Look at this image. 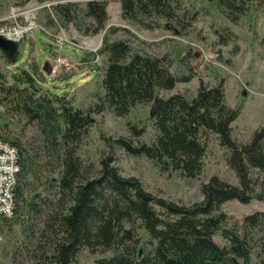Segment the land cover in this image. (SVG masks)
<instances>
[{"label": "trees", "instance_id": "trees-1", "mask_svg": "<svg viewBox=\"0 0 264 264\" xmlns=\"http://www.w3.org/2000/svg\"><path fill=\"white\" fill-rule=\"evenodd\" d=\"M34 1L50 2V11L61 24L72 23L85 35L100 32L108 19L107 0ZM209 1L234 24L251 10L264 14V0ZM193 14L180 0H120L121 19L138 28L163 23L183 31ZM114 30L104 34L96 53L79 55L80 64L87 63L93 75H99L103 89L93 106H79L66 92H58L33 63L28 68L15 65L10 76L0 71V105L38 129L37 144L30 148L0 134L18 153L10 217H19L21 223L33 217L36 221V229L30 231L36 233L30 264H78L82 249L109 252L89 264H250L255 234L264 232V211L253 210L240 223L228 225L221 206L231 199L264 202V123L246 138L239 136L232 126L239 108L227 104L223 77L210 86L199 81L192 95L177 91L181 78L170 69V51L136 44L124 27V36L109 38ZM96 54L101 56L100 67ZM18 56L19 50L0 51L5 64H15ZM168 90L175 91L166 94ZM140 103H150L152 139L142 140L144 126L127 123L129 136L104 137L109 153L117 147L192 180L202 173L210 142H215L223 148L236 183L212 174L200 185L199 201L179 203L153 195L134 176L121 175L107 151L96 167L79 155L95 122L94 112L107 108L121 117ZM43 167L57 176L42 179L38 169ZM31 175L45 184L46 192L30 188Z\"/></svg>", "mask_w": 264, "mask_h": 264}, {"label": "rangeland", "instance_id": "rangeland-1", "mask_svg": "<svg viewBox=\"0 0 264 264\" xmlns=\"http://www.w3.org/2000/svg\"><path fill=\"white\" fill-rule=\"evenodd\" d=\"M180 3L190 15L194 13L190 25L183 31L176 25L163 23L148 29L134 27L121 19L120 0H107L105 27L97 34L85 35L72 23L61 24L50 11V2L0 0V35L16 40L19 50L15 64H5L0 58V71L10 76L15 65L28 68L33 63L49 76L47 83L58 92H66L79 106H93L99 102L103 89L99 75L94 76L86 67L87 63L80 64L79 55L96 53L102 46L104 34L111 28L115 30L109 38L124 36L121 30L124 27L134 35L136 44L144 43L148 49L160 53L170 51L173 58L170 69L181 78L176 85L177 91L192 95L199 81L210 86L223 77L227 104L239 108L232 126L239 136L246 138L264 123V14L251 10L234 24L212 1L180 0ZM95 56L94 61L100 67L101 56ZM174 91L168 90L166 94ZM159 93L165 94L164 91ZM149 110L150 103H140L121 117L107 108L94 112L95 122L80 146L79 155L96 167L102 153H109L104 137L129 136L127 123L144 126L142 140L149 142L154 135ZM0 134L18 139L26 148L37 144L36 125L27 123L20 114L7 111L4 104L0 105ZM110 153L121 175L138 178L147 191L166 200L185 204L199 201L202 198L200 185L212 174L236 183L235 175L224 161L223 148L215 142H210L202 173L192 180L176 171L161 170L152 160L129 155L117 147ZM38 174L42 179L50 174L57 176L50 167L38 169ZM29 180L30 188L46 192L45 184L38 183L34 176ZM221 209L228 225H232L240 223L243 215L253 210L264 211V202L251 199L242 203L231 199L224 202ZM35 224L34 217L24 223L17 216L3 222L0 219V264H12L14 260L30 264L29 254L36 239V233L33 235L30 231L36 229ZM218 234H214L216 240L220 239ZM140 235L145 236V233L141 230ZM252 242L249 263L264 264V232L256 233ZM108 253H89L82 249L77 257L78 264H89L97 256Z\"/></svg>", "mask_w": 264, "mask_h": 264}, {"label": "built area", "instance_id": "built-area-1", "mask_svg": "<svg viewBox=\"0 0 264 264\" xmlns=\"http://www.w3.org/2000/svg\"><path fill=\"white\" fill-rule=\"evenodd\" d=\"M17 149L0 138V219L13 214V188L19 169Z\"/></svg>", "mask_w": 264, "mask_h": 264}, {"label": "water", "instance_id": "water-1", "mask_svg": "<svg viewBox=\"0 0 264 264\" xmlns=\"http://www.w3.org/2000/svg\"><path fill=\"white\" fill-rule=\"evenodd\" d=\"M18 49V42L16 40L8 39L0 35V51L6 54H13Z\"/></svg>", "mask_w": 264, "mask_h": 264}, {"label": "bare ground", "instance_id": "bare-ground-1", "mask_svg": "<svg viewBox=\"0 0 264 264\" xmlns=\"http://www.w3.org/2000/svg\"><path fill=\"white\" fill-rule=\"evenodd\" d=\"M90 42H92V41H90ZM93 43V42H92Z\"/></svg>", "mask_w": 264, "mask_h": 264}]
</instances>
